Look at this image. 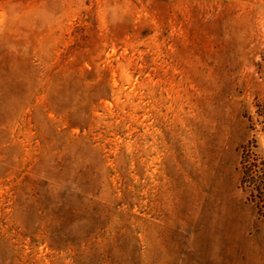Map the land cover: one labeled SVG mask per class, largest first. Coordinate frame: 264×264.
<instances>
[{
  "label": "rangeland",
  "instance_id": "1",
  "mask_svg": "<svg viewBox=\"0 0 264 264\" xmlns=\"http://www.w3.org/2000/svg\"><path fill=\"white\" fill-rule=\"evenodd\" d=\"M248 151L264 0H0V264H264Z\"/></svg>",
  "mask_w": 264,
  "mask_h": 264
},
{
  "label": "trees",
  "instance_id": "2",
  "mask_svg": "<svg viewBox=\"0 0 264 264\" xmlns=\"http://www.w3.org/2000/svg\"><path fill=\"white\" fill-rule=\"evenodd\" d=\"M244 166H246V176H249L250 173H255V175L252 174L253 177L250 180V183L254 185L253 194H257L259 198H264V167L261 170H256L260 165L257 161L251 162V153L249 151L244 158Z\"/></svg>",
  "mask_w": 264,
  "mask_h": 264
}]
</instances>
